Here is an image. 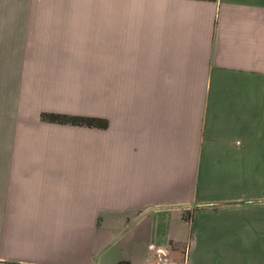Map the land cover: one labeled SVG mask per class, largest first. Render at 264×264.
Returning a JSON list of instances; mask_svg holds the SVG:
<instances>
[{
	"label": "crops",
	"instance_id": "crops-1",
	"mask_svg": "<svg viewBox=\"0 0 264 264\" xmlns=\"http://www.w3.org/2000/svg\"><path fill=\"white\" fill-rule=\"evenodd\" d=\"M75 68L96 128L0 130V264H264V0H0V100Z\"/></svg>",
	"mask_w": 264,
	"mask_h": 264
},
{
	"label": "rangeland",
	"instance_id": "rangeland-1",
	"mask_svg": "<svg viewBox=\"0 0 264 264\" xmlns=\"http://www.w3.org/2000/svg\"><path fill=\"white\" fill-rule=\"evenodd\" d=\"M92 61L90 64H96V59ZM42 81L47 86L44 88L49 89L45 94L42 93L43 98L48 97L46 99L25 100L28 90L26 84L21 83L18 92L11 95L10 99L0 100V130L2 128L9 130L10 141L16 140L19 135L26 134L24 130L50 122L75 127L88 126L84 123L49 121L41 116L44 112L96 117V68L58 70L56 78H43ZM47 81L49 83H46ZM89 127L96 128L94 125Z\"/></svg>",
	"mask_w": 264,
	"mask_h": 264
},
{
	"label": "trees",
	"instance_id": "trees-1",
	"mask_svg": "<svg viewBox=\"0 0 264 264\" xmlns=\"http://www.w3.org/2000/svg\"><path fill=\"white\" fill-rule=\"evenodd\" d=\"M41 116L49 121L57 122H71V123H84L86 125H98L97 117L93 116H78V115H67L62 113L44 112Z\"/></svg>",
	"mask_w": 264,
	"mask_h": 264
},
{
	"label": "built area",
	"instance_id": "built-area-1",
	"mask_svg": "<svg viewBox=\"0 0 264 264\" xmlns=\"http://www.w3.org/2000/svg\"><path fill=\"white\" fill-rule=\"evenodd\" d=\"M168 259V251L166 248H158L155 251V263L161 264Z\"/></svg>",
	"mask_w": 264,
	"mask_h": 264
}]
</instances>
